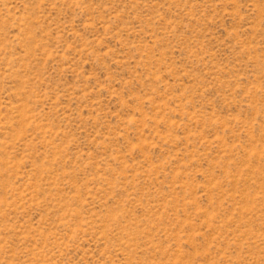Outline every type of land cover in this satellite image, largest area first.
Returning a JSON list of instances; mask_svg holds the SVG:
<instances>
[{
  "label": "rangeland",
  "instance_id": "1",
  "mask_svg": "<svg viewBox=\"0 0 264 264\" xmlns=\"http://www.w3.org/2000/svg\"><path fill=\"white\" fill-rule=\"evenodd\" d=\"M0 264H264V0H0Z\"/></svg>",
  "mask_w": 264,
  "mask_h": 264
}]
</instances>
